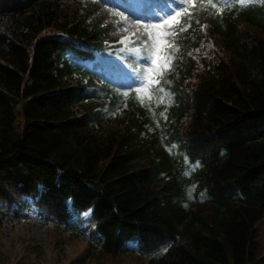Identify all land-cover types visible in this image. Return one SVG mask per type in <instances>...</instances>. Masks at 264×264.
Returning <instances> with one entry per match:
<instances>
[{
	"label": "trees",
	"instance_id": "1",
	"mask_svg": "<svg viewBox=\"0 0 264 264\" xmlns=\"http://www.w3.org/2000/svg\"><path fill=\"white\" fill-rule=\"evenodd\" d=\"M127 7L0 0V204L22 199L45 225L86 232L100 255L264 264L254 237L264 217V0L192 12L158 86L145 80L155 57L139 37L141 60L125 57L136 72L129 92L95 58L126 30L156 24ZM211 40L220 48L210 56Z\"/></svg>",
	"mask_w": 264,
	"mask_h": 264
},
{
	"label": "rangeland",
	"instance_id": "2",
	"mask_svg": "<svg viewBox=\"0 0 264 264\" xmlns=\"http://www.w3.org/2000/svg\"><path fill=\"white\" fill-rule=\"evenodd\" d=\"M134 3L140 6V0H134ZM132 33L129 32L118 42L109 44L114 47L105 53L98 54L100 65L110 74L118 71L126 77L129 76L122 55H136L131 45L134 41ZM219 48L220 45L211 40L205 43L203 51L211 56ZM221 57L222 60L228 58L225 50L222 51ZM202 71L205 73V68L200 66L198 72ZM126 88L125 92H129V88ZM123 109L125 105L118 110V115L122 114ZM152 133L153 130L148 129L146 135ZM15 203L13 208L11 205L0 204V264H146L133 254L100 255L97 249L90 246L86 233H81L73 227L66 229L46 226L34 207L24 205L22 199L16 200ZM82 215L86 218L87 213ZM254 237L258 243L259 258L264 256V217L256 224Z\"/></svg>",
	"mask_w": 264,
	"mask_h": 264
},
{
	"label": "snow or ice",
	"instance_id": "3",
	"mask_svg": "<svg viewBox=\"0 0 264 264\" xmlns=\"http://www.w3.org/2000/svg\"><path fill=\"white\" fill-rule=\"evenodd\" d=\"M231 2L232 0H179L176 9L161 16L158 23L137 28L136 32L132 33V35H139L143 39L144 44L149 47L155 57L145 74V80L149 86L160 85L165 72L171 71L173 53L178 52L180 48L179 36L192 26V12L197 8L207 11L210 6L216 14H221L224 8L231 5ZM246 2L247 0H236L237 4ZM116 15H119L125 23L129 22L128 18L123 17V13L117 12ZM132 23L139 25L140 21H133ZM195 23L200 25L201 29L205 28V25L200 24L199 20H196ZM160 90L163 91L162 88ZM145 98L151 99L150 88L143 90L141 103Z\"/></svg>",
	"mask_w": 264,
	"mask_h": 264
}]
</instances>
